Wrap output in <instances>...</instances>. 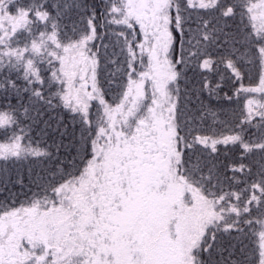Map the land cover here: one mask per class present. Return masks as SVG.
I'll list each match as a JSON object with an SVG mask.
<instances>
[{"label":"snow or ice","instance_id":"obj_1","mask_svg":"<svg viewBox=\"0 0 264 264\" xmlns=\"http://www.w3.org/2000/svg\"><path fill=\"white\" fill-rule=\"evenodd\" d=\"M0 264H264V0H0Z\"/></svg>","mask_w":264,"mask_h":264}]
</instances>
